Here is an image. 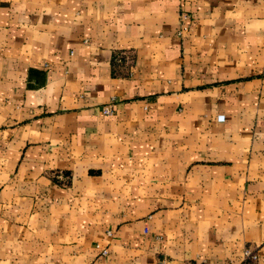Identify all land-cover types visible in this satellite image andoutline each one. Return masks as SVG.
I'll use <instances>...</instances> for the list:
<instances>
[{
    "label": "crops",
    "instance_id": "1",
    "mask_svg": "<svg viewBox=\"0 0 264 264\" xmlns=\"http://www.w3.org/2000/svg\"><path fill=\"white\" fill-rule=\"evenodd\" d=\"M203 259L264 264V0H0V264Z\"/></svg>",
    "mask_w": 264,
    "mask_h": 264
},
{
    "label": "built area",
    "instance_id": "2",
    "mask_svg": "<svg viewBox=\"0 0 264 264\" xmlns=\"http://www.w3.org/2000/svg\"><path fill=\"white\" fill-rule=\"evenodd\" d=\"M189 17V15L187 13H183L182 14V19H187ZM187 28V24H185V22L182 23V25L180 26V28L178 29V33H181L182 30H185ZM101 111L103 114H112L114 111V102L110 101L109 103L105 104L102 106ZM219 118H223V116H219ZM106 248L102 249V253H106ZM246 253L251 257V258H256L257 254L255 252H252L251 250L246 249ZM199 264H214L212 262H210L207 259H203L199 262ZM227 264H234V263H227Z\"/></svg>",
    "mask_w": 264,
    "mask_h": 264
}]
</instances>
